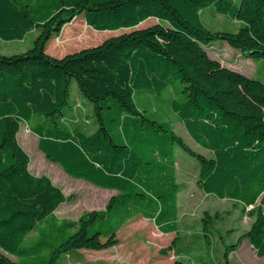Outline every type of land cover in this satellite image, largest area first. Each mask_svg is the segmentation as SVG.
I'll return each mask as SVG.
<instances>
[{"label":"trees","instance_id":"trees-1","mask_svg":"<svg viewBox=\"0 0 264 264\" xmlns=\"http://www.w3.org/2000/svg\"><path fill=\"white\" fill-rule=\"evenodd\" d=\"M205 10L241 26L236 32L211 30L202 20ZM78 17L98 31L124 32L60 57L49 54L48 43ZM32 31L37 35L29 49L0 54V264H31L4 251L24 256L49 248L44 264H62L74 251L114 247L132 211L164 233L178 232L177 146L198 160L202 191L241 205L243 213L252 207L249 229L235 242L222 241L218 260L210 239L215 224L203 215L199 237L213 256L206 264H231L230 254L244 240L264 256V81L210 55L217 43H226L245 58L264 59V0H0V39L23 40ZM74 83L89 104L72 102ZM177 86L183 99H173L172 110L210 157L136 103L137 92L161 96ZM87 110L93 119L80 122L75 114ZM35 118L31 130L50 161L118 193L104 210L48 223L57 226L56 240L43 233L24 247L38 224L72 200L49 176L29 169L18 132L23 121ZM167 250L192 252L178 236L161 252Z\"/></svg>","mask_w":264,"mask_h":264},{"label":"rangeland","instance_id":"rangeland-1","mask_svg":"<svg viewBox=\"0 0 264 264\" xmlns=\"http://www.w3.org/2000/svg\"><path fill=\"white\" fill-rule=\"evenodd\" d=\"M82 16L84 17L83 14ZM202 20L211 30L236 32L241 26L238 21L225 15L210 13V10L203 12ZM153 22L151 20L143 26ZM122 32L124 30L116 32L95 30L88 26L82 17H78L74 22L64 27L59 37L53 38L48 43L47 52L60 57L96 45L104 39ZM36 35L37 32L32 31L23 40L5 41L0 39V54L10 55L26 51L32 46V40ZM211 54L219 58L225 65L239 69L238 71L246 76L264 81V59L242 58L240 54L227 46L216 53L213 51ZM173 99L180 101L183 99L180 86L166 91L161 96L148 91L137 92L135 95L137 105L149 117L160 121H169L174 131L184 139L191 149L210 157L211 151L201 147L193 140L183 122L172 110ZM71 100L73 103L82 100L89 104L80 94L75 83L72 86ZM76 114L75 116L81 119L80 122L83 121L82 119L90 117L93 119L90 110L78 114V116ZM35 121L36 118L30 124L23 121L18 132V141L30 158L29 169L35 175L49 176L56 185L62 188L66 196H72V200L62 203L48 222L46 221L47 223L38 224L25 238L24 247H30L37 243L43 238V233H47L51 239L56 240L59 236L57 235V226L51 229L47 226L48 223L57 224L63 219L77 220L87 211L104 210L113 193L110 194L108 189L97 187L84 179L70 176L60 164L50 161L38 147V135L31 130V125ZM86 130L91 131V127L87 126ZM175 159L178 183L181 187L178 196V232L161 233L152 221L145 219L137 211H132L129 215L126 214V221L118 231L119 244L117 246L102 252L74 251L63 256L62 264H174L177 260H182L185 264H206V261L213 256L212 249L207 248L209 244L199 237L203 236L202 218L205 213L211 215L215 224L216 231L210 238L213 243L214 258L216 260L221 258L222 243L235 242L242 233L249 229L253 221L252 207L247 208L243 213L241 205H235L233 201L220 199L202 191L197 183L200 166L198 160L179 146L175 149ZM177 236L188 244L192 252L189 255L176 254L173 250L161 252ZM4 253L16 262L44 264L49 254V248L42 250L39 254L24 256H17L6 251ZM229 258L231 264H264V257L257 256L250 243L245 240L237 250L230 254Z\"/></svg>","mask_w":264,"mask_h":264},{"label":"crops","instance_id":"crops-1","mask_svg":"<svg viewBox=\"0 0 264 264\" xmlns=\"http://www.w3.org/2000/svg\"><path fill=\"white\" fill-rule=\"evenodd\" d=\"M235 1H238V0H235ZM210 13H212V12H210ZM215 13V12H214ZM216 14H218V13H216ZM221 15V14H220ZM233 20H236V19H233ZM236 21H238V20H236ZM239 22V21H238ZM240 23V25H241V22H239ZM229 47L231 50H233L234 52H237L238 54H240L237 50H234V49H232L229 45H227L226 43H217L216 45H215V47L217 48V50H214L215 51V53L216 52H218V51H220V49L221 48H223V47ZM211 52H213V51H211ZM210 55L212 56V57H214V58H216V59H219V58H217L216 56H214V55H212L211 53H210ZM242 58H244L243 56H242ZM223 65H225L223 62H221ZM226 67H228V68H231V69H233V70H236V71H238L239 69H237V68H232V67H230V66H228V65H225ZM239 72V71H238ZM242 73V72H241ZM244 74V73H243ZM176 173H177V168H176ZM177 180H178V176H177ZM102 189H104V188H102ZM109 191H110V194L112 193V195L109 197V199L113 196V195H116L117 193H118V191H116V190H111V189H108ZM115 192V193H114ZM180 192V191H179ZM178 196H179V194H178ZM264 196V193H263V195H262V197ZM262 197H261V199H262ZM109 199H108V201H109ZM264 199V198H263ZM178 201H179V197H178ZM108 203V202H107ZM156 226V225H155ZM157 227V226H156ZM157 229H158V227H157ZM159 230V229H158ZM160 231V230H159ZM161 233H164V232H162V231H160ZM170 233H173V232H170ZM164 234H168V233H164ZM245 241H248V240H245ZM249 242V241H248ZM243 243V242H242ZM250 243V242H249ZM118 245V244H117ZM116 245V246H117ZM251 245V244H250ZM252 246V245H251ZM115 247V246H114ZM111 248H113V247H111ZM111 248H108V249H104V250H99V251H94V250H92L91 252H102V251H105V250H109V249H111ZM252 248H253V246H252ZM255 251V250H254ZM256 253V252H255ZM257 255V254H256ZM258 256V255H257ZM262 257H264V256H262Z\"/></svg>","mask_w":264,"mask_h":264}]
</instances>
